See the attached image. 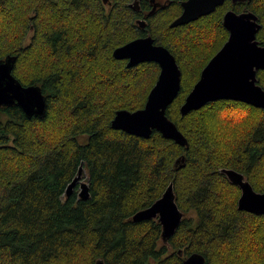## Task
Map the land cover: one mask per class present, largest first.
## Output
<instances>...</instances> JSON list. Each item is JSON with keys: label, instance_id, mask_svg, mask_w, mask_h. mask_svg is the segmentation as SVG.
<instances>
[{"label": "trees", "instance_id": "16d2710c", "mask_svg": "<svg viewBox=\"0 0 264 264\" xmlns=\"http://www.w3.org/2000/svg\"><path fill=\"white\" fill-rule=\"evenodd\" d=\"M135 1L0 0V60L16 55L14 75L40 85L48 104L44 118L16 105L0 108V264H182L194 252L206 264H264V214L239 209L241 189L221 172L233 168L264 192V109L221 99L180 111L228 39L229 9L254 11L264 44V0H226L177 27L171 23L185 0H139V10ZM146 35L169 48L181 69L166 114L187 145L159 131L141 138L111 125L118 110L144 107L158 78L157 63L128 67L113 55ZM257 78L264 88V69ZM81 165L87 200L76 190L66 195ZM170 183L183 218L165 243L158 218L133 216Z\"/></svg>", "mask_w": 264, "mask_h": 264}, {"label": "water", "instance_id": "95a60500", "mask_svg": "<svg viewBox=\"0 0 264 264\" xmlns=\"http://www.w3.org/2000/svg\"><path fill=\"white\" fill-rule=\"evenodd\" d=\"M102 1L110 3V0ZM225 1L185 0L182 2V13L172 21L171 26L184 25L210 14ZM231 1L236 3L251 0ZM131 6L139 10V0ZM137 23L145 27L146 21L138 19ZM223 25L229 32L228 39L202 69L199 79L187 94L180 107L182 116L221 99L243 101L264 109V88L257 78L258 71L264 69V44L257 39L261 28L258 15L248 9L241 12L229 9L224 14ZM113 55L117 59L126 60L128 67L155 62L159 65L160 72L144 107L135 111L118 110L112 119V127L141 138H150L154 131H159L164 137L187 145L185 135L166 114L181 89L182 72L175 55L166 46L156 43L152 35L137 37L117 47ZM16 61V55H7L0 60V108L16 105L29 118H44L47 113V97L40 85H24L14 75ZM183 161V157L177 159L176 169L182 166ZM221 172L241 189L239 209L264 214V192L256 191L245 175L233 168H223ZM84 177L85 170L81 165L77 175L67 186L68 197L79 185V197L89 199V182ZM154 218H158L161 223L162 240L167 243L183 218V212L175 199L173 183L169 184L163 195L151 206L133 216L136 222ZM179 255H183L182 250H179ZM96 264L105 262L99 259ZM182 264H206V259L201 253L194 252L185 257Z\"/></svg>", "mask_w": 264, "mask_h": 264}, {"label": "rangeland", "instance_id": "374dc122", "mask_svg": "<svg viewBox=\"0 0 264 264\" xmlns=\"http://www.w3.org/2000/svg\"><path fill=\"white\" fill-rule=\"evenodd\" d=\"M167 3H168L167 0H159V2H158L159 5H166ZM147 12H149V11H147ZM147 12H146V13H147ZM85 179H88V178H87V173H85L84 180H85ZM75 190H76L77 192H79V191L81 190L80 186H79V185L76 186Z\"/></svg>", "mask_w": 264, "mask_h": 264}, {"label": "flooded vegetation", "instance_id": "af4514ba", "mask_svg": "<svg viewBox=\"0 0 264 264\" xmlns=\"http://www.w3.org/2000/svg\"><path fill=\"white\" fill-rule=\"evenodd\" d=\"M155 5H157V4H154V7H155ZM154 7L149 12H147V15L153 13L157 9L158 5L155 7V9H154ZM139 9H140V5H139Z\"/></svg>", "mask_w": 264, "mask_h": 264}, {"label": "bare ground", "instance_id": "6f19581e", "mask_svg": "<svg viewBox=\"0 0 264 264\" xmlns=\"http://www.w3.org/2000/svg\"><path fill=\"white\" fill-rule=\"evenodd\" d=\"M107 5V4H106ZM84 167V166H83Z\"/></svg>", "mask_w": 264, "mask_h": 264}]
</instances>
